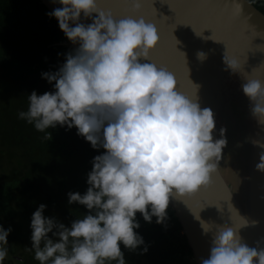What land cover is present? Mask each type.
Returning a JSON list of instances; mask_svg holds the SVG:
<instances>
[{"label":"clouds","instance_id":"obj_1","mask_svg":"<svg viewBox=\"0 0 264 264\" xmlns=\"http://www.w3.org/2000/svg\"><path fill=\"white\" fill-rule=\"evenodd\" d=\"M59 3L62 7L48 15L79 47L57 72L42 74L54 82L55 91H33L27 96V111L18 116L38 132L57 125L75 127L94 149L105 152L92 161L87 191L68 193V203L85 206L88 214L66 227L54 217L46 218V205L41 204L31 217L32 246L26 250L34 252L39 264H126L121 245L135 251L144 244L135 231L140 227L137 214L145 222L155 217L162 224L171 199L183 202L207 188L227 144L225 130L214 139V114L200 107L197 92L194 98L186 95L173 72L149 62L159 41L153 23L143 17L117 19L101 9L98 0ZM130 3L141 6V0ZM82 15L92 22L81 23ZM197 55L201 61L206 58L203 52ZM224 63L240 73L237 59L225 53ZM241 75L251 114L264 126V78ZM254 143L264 148V143ZM256 167L264 172V154ZM236 213L245 221L242 227L232 216V226L200 221L205 234L214 230L210 255L201 264H264V248L242 243L239 230L249 222ZM11 231L0 226V264L8 256L4 245Z\"/></svg>","mask_w":264,"mask_h":264},{"label":"water","instance_id":"obj_2","mask_svg":"<svg viewBox=\"0 0 264 264\" xmlns=\"http://www.w3.org/2000/svg\"><path fill=\"white\" fill-rule=\"evenodd\" d=\"M40 1L50 12L62 7L59 0ZM98 6L117 19L143 17L153 23L159 41L149 62L173 72L178 89L186 95L194 98L197 92L200 107L214 114V139L225 130L227 144L211 184L183 202L170 200L193 262L201 264L212 247L214 230L205 234L200 221L232 226V216L242 227L245 221L236 211L249 222L239 230L242 243L264 248V172L256 167L264 148L254 143H264V126L253 118L241 87V73L264 78V14L249 0H141L138 9L130 0H98ZM80 22L88 25L92 19L82 15ZM59 45L79 47L67 37ZM200 52L205 54L203 61L198 59ZM225 53L238 60L240 73L224 63Z\"/></svg>","mask_w":264,"mask_h":264},{"label":"trees","instance_id":"obj_3","mask_svg":"<svg viewBox=\"0 0 264 264\" xmlns=\"http://www.w3.org/2000/svg\"><path fill=\"white\" fill-rule=\"evenodd\" d=\"M264 14V0H249ZM40 0H0V226L12 229L3 264H39L31 248V217L46 205L43 215L66 227L88 214L68 203V193L83 195L89 187L92 161L104 154L94 149L75 127L57 125L38 132L19 118L28 98L54 92V82L42 78L55 73L74 48L59 45L66 37L55 17ZM48 139L44 136L48 133ZM167 209L162 224L148 223L138 213L136 229L144 244L135 251L121 245L126 264H195L179 220ZM51 238V233L49 234ZM147 247V252L143 248ZM115 264V262H111Z\"/></svg>","mask_w":264,"mask_h":264}]
</instances>
